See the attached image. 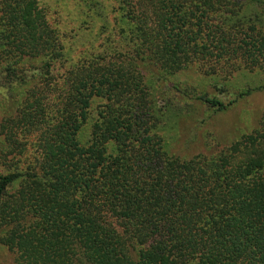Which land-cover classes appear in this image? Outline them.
Returning <instances> with one entry per match:
<instances>
[{
    "label": "trees",
    "instance_id": "trees-1",
    "mask_svg": "<svg viewBox=\"0 0 264 264\" xmlns=\"http://www.w3.org/2000/svg\"><path fill=\"white\" fill-rule=\"evenodd\" d=\"M252 1L111 0L116 41L66 67L37 0H0V227L19 264H264V156L168 155L143 81L264 73ZM259 90L195 100L218 112Z\"/></svg>",
    "mask_w": 264,
    "mask_h": 264
},
{
    "label": "rangeland",
    "instance_id": "rangeland-1",
    "mask_svg": "<svg viewBox=\"0 0 264 264\" xmlns=\"http://www.w3.org/2000/svg\"><path fill=\"white\" fill-rule=\"evenodd\" d=\"M96 1L37 0L49 26L62 39L66 67L104 50L110 39L116 41L117 14L114 7L107 5L111 0H100L102 8L95 5ZM263 3L264 0L248 2L242 17L246 23L264 30ZM88 15L94 16L92 24L86 23ZM151 69L143 70V81L158 121V134L168 155L188 160L197 155L225 153L227 160H242L243 154L255 149L250 153L253 160L264 156V90L253 91L218 112L195 100L197 95L204 93L226 103L237 92L264 87V73L238 68L231 74L214 76L206 67H188L173 76L158 75L155 78L156 71ZM220 86L226 87L230 94L224 95ZM34 150L35 147L27 146L20 158L22 165L18 164L15 173L21 177L29 174L26 162L31 156L36 157ZM8 208L7 199L0 206V220L7 216ZM35 217L31 218V223L21 225L20 230L33 227ZM11 235L13 242L14 238H20L18 233H5L0 227V264H19L20 245L18 240L14 248L12 241L7 243Z\"/></svg>",
    "mask_w": 264,
    "mask_h": 264
}]
</instances>
